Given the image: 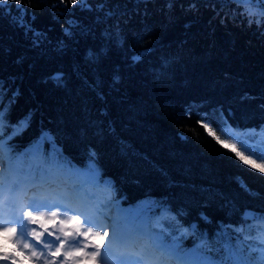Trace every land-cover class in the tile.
I'll list each match as a JSON object with an SVG mask.
<instances>
[{"label": "trees", "instance_id": "16d2710c", "mask_svg": "<svg viewBox=\"0 0 264 264\" xmlns=\"http://www.w3.org/2000/svg\"><path fill=\"white\" fill-rule=\"evenodd\" d=\"M85 3L6 0L0 8V110H7L0 143L20 157L48 134L45 158L56 149L70 168L98 170L91 205L102 208L111 192L121 209L142 205L150 224L174 216L179 227L162 221L168 243L175 237L184 249L195 247L196 234L182 235L195 225L213 249L229 240L247 245L248 229L264 227L244 215L264 214V174L218 142L243 152L201 117L222 114L240 133L255 129L257 139L264 7L259 0ZM9 245L0 237V252Z\"/></svg>", "mask_w": 264, "mask_h": 264}, {"label": "snow or ice", "instance_id": "6c2138e0", "mask_svg": "<svg viewBox=\"0 0 264 264\" xmlns=\"http://www.w3.org/2000/svg\"><path fill=\"white\" fill-rule=\"evenodd\" d=\"M19 2L20 0H16L17 4ZM234 2L241 5L250 2V0H234ZM259 2L264 7V0H259ZM72 3L76 4L77 0H72ZM79 3L82 7H88L85 0H79ZM6 6V0H0V8ZM20 11L23 13V9ZM261 16H264V11L261 12ZM258 23L264 24V20L258 21ZM139 58L141 57L138 54L135 59ZM6 114V109L0 110V135H2L5 126ZM215 115V113L212 116L205 114L201 117L202 121H207L203 126L208 128L209 124H215L221 130V135L236 140L243 148V152L237 150L236 145L228 143L227 140H219L217 137L218 142L225 148L234 151L236 156L246 164L251 163L256 166L255 162L250 160L251 156L264 159V126L260 128L261 138L258 143L248 144L246 140L256 138L255 129L245 135L228 125L222 114L213 119ZM27 120L28 118H25L24 121H20L15 131L22 129ZM209 131L212 130L209 129ZM48 139H50L48 134H42L29 152L20 157L11 156L5 145L0 143V216L12 214L10 219L5 221L10 222L12 227H0V231L5 234L10 233L11 235H8L7 239L13 244L12 252H0V260L18 264L15 256L23 254L22 250L27 249L29 253L27 259L43 260V264H69V259L75 257L81 259H74L73 264H82V261H89L91 264H264V227L248 229L249 235L256 231L262 241L260 244L261 253L256 256L244 242L234 245L229 240L222 248L213 249L207 236L198 233L195 225L184 230L182 235H186L189 231L196 234L201 241L198 245L191 249H184L175 237L171 243H168L165 239V226L162 221L167 220L169 228L173 225L179 227L176 218L165 216L157 220L154 225L150 224L142 210V205L137 206L136 209H120L116 205V213L110 217L111 222L107 225L105 218L109 214L102 210L99 204L84 206L79 213L60 219L57 224L58 212L51 211V209L56 207L64 212L76 213V209L71 206L72 199L77 197L80 192V189L76 187V182L80 184L98 183V170L91 163L84 172L75 166L70 168V162L63 158L56 149H53L52 155L45 158L40 151V145ZM245 152L248 153L247 156L244 154ZM89 155L95 157L94 152H90ZM26 157H31V159L26 160ZM5 160L8 164L7 177L4 175L5 170L2 167ZM258 167L264 173V166ZM61 176L74 177L75 180L71 184L60 187L57 181ZM105 184L111 186L110 181H106ZM24 185L35 186L37 193L28 201L27 205L20 204L19 208L22 211H18L16 203L19 191ZM51 185H57V187L53 188ZM106 207L107 205H105ZM28 208H31V211H28ZM41 208H47L49 211L45 214L40 211ZM81 215L84 216L83 223L91 225L90 227H83L80 220ZM244 215L245 222L251 216V219L259 220L264 224V214L256 216L245 213ZM25 220H27V224L38 225V227L29 229ZM16 225H19L18 235ZM108 227L111 228V237L107 239L106 246L104 243H94V239L103 242L105 238L109 237ZM152 227H159L161 231L153 232L151 231ZM94 228L103 231H93ZM28 237H31L35 244L29 243ZM46 237H54V239L48 240ZM81 237L83 240L79 239ZM41 245H43L42 248ZM53 245H56L55 248ZM18 248L20 249L19 253L17 252ZM38 248H40L39 252ZM44 249L48 250L47 255ZM212 251L217 253L215 257L210 254ZM61 255L65 259L57 260L56 258ZM49 256L52 257L51 260L48 258Z\"/></svg>", "mask_w": 264, "mask_h": 264}, {"label": "rangeland", "instance_id": "374dc122", "mask_svg": "<svg viewBox=\"0 0 264 264\" xmlns=\"http://www.w3.org/2000/svg\"><path fill=\"white\" fill-rule=\"evenodd\" d=\"M261 138L260 136V133H258V136H257V139L255 141H253L252 139H249V140H246V142L248 144H256L258 143L259 139ZM250 160L251 161H254L255 162V165L256 166H253V164L251 163H248L247 165H249L250 167L254 168V169H257L259 170V167L258 166H261L259 162H264V159H257L256 156H251L250 157ZM246 164V163H245ZM2 167L4 168V175L7 177L8 176V172H7V168H8V164L7 162L4 161ZM260 171V170H259ZM261 172V171H260ZM58 185L60 187H64L66 185H68V183H66V181L64 180V178H62L61 180H58L57 181ZM32 188L31 185H24L21 187V190L19 191V198L17 200V203H16V208L18 211H22V209L19 208V205L20 204H24V205H27L28 201L34 196V194H30L29 190L27 188ZM51 187L55 188L57 187V185H51ZM59 190V189H57ZM109 192H106L105 194V198L106 200H104L102 202L103 206H102V210H105L108 212V217L105 218V224H110L111 220H110V217L111 216H114L115 213H116V204H112L110 199L112 197V195L110 194ZM91 199V197H90ZM94 199V197H93ZM88 196L87 194H85L83 191L80 190V192L78 193V196L77 197H74L71 201V206L73 208L76 209V213H73L72 211H68V212H64V211H61L59 208H56V207H53L51 209V211H56L58 212V217H57V224H58V221L60 219H65V218H68V217H71L72 215L74 214H77L79 213L82 208L84 206H93L91 205L90 202L93 203V201H88ZM81 203V204H80ZM105 205H107V207L105 208ZM28 211H31V208H28L27 209ZM41 212H44L45 214H47V212L49 211L47 208H41L40 209ZM12 216L11 213H8V214H5L3 216H0V227H12V224L10 222H5V221H8L10 219V217ZM80 220L83 224V227L84 228H87V227H90L91 225H88V224H84V216H80ZM10 226H9V224ZM25 223L27 224V220H25ZM50 227H53L52 225H49ZM27 227L29 229H31L32 227H38V225H31V224H27ZM69 227H72L71 225H69ZM16 228H17V235L19 233V225H16ZM93 231H103L102 229H99V228H94ZM107 231L109 233V237L105 238V240L102 242L101 240L99 239H94L93 242L94 243H97V244H100V243H104L105 246L107 244V239H109L111 237V228L108 227L107 228ZM59 234V233H57ZM8 235H11L10 233L8 234H5L3 231H0V237L1 238H4V239H7V236ZM30 237H28V242L29 243H33L35 244V242L32 240V239H29ZM48 240H52L54 239V237H46ZM81 240H83V238H79ZM8 240V239H7ZM32 240V242H31ZM9 241V240H8ZM247 245L250 250L253 252L254 255L258 256L260 253H261V248H260V244L262 243L261 239H260V236L259 234L256 232V231H253V233L249 236V238H247ZM59 242L57 241V244ZM9 252H12L13 251V244L9 241ZM56 245H53V248H55ZM73 246H77V245H73ZM43 247V245H41V248ZM23 254H17L15 256V258L17 259L18 263L19 264H43V260H40V261H36L35 259H32V260H29L27 259L26 257L28 256V250L27 249H23ZM37 251L39 252L40 251V248L37 249ZM88 251H91V249H88ZM17 252L19 253L20 252V249L18 248L17 249ZM44 252L45 254L47 255V252L48 250L47 249H44ZM50 260L52 259L51 256L48 257ZM57 260H63L65 259V257L63 255L59 256L56 258ZM74 259H81L80 257H75V258H70L69 259V264H73V260ZM4 264H11V263H5L3 262ZM82 264H91V262L89 261H82Z\"/></svg>", "mask_w": 264, "mask_h": 264}, {"label": "bare ground", "instance_id": "6f19581e", "mask_svg": "<svg viewBox=\"0 0 264 264\" xmlns=\"http://www.w3.org/2000/svg\"><path fill=\"white\" fill-rule=\"evenodd\" d=\"M242 161V160H241ZM243 162V161H242ZM260 163V165L261 166H264V162H259ZM247 167H249V168H251V169H254V168H252V167H250L249 165H247V164H245ZM254 170H256L257 172H259V173H261V174H264V173H262V172H260L259 170H257V169H254ZM10 225V224H9Z\"/></svg>", "mask_w": 264, "mask_h": 264}]
</instances>
